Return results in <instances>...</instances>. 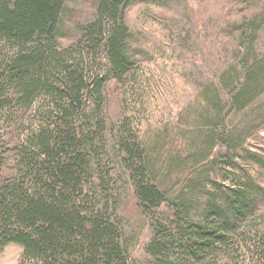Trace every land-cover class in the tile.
I'll use <instances>...</instances> for the list:
<instances>
[{
  "label": "trees",
  "instance_id": "1",
  "mask_svg": "<svg viewBox=\"0 0 264 264\" xmlns=\"http://www.w3.org/2000/svg\"><path fill=\"white\" fill-rule=\"evenodd\" d=\"M96 1L94 19L78 28L76 44L60 48L67 0H0V122L28 114L31 123L14 149V175L0 181V252L18 245L20 264H134L111 198L102 196L105 189L99 192L105 185L103 174L97 176L98 184L93 182V166L106 150L104 86L109 78L123 83L132 69L124 13L137 0ZM254 36L242 44L247 48L240 69L221 80L226 86L237 80L226 100L235 115L264 92V54L257 52ZM100 51L106 61L103 74L96 68ZM209 86L213 104L224 108L216 86ZM214 111L210 121L216 125L225 116L223 110ZM239 124L245 126L231 122L220 135L213 133L203 152L190 155L187 146L186 157L178 153L180 158L170 159L162 175L144 141L119 131L134 198L152 222L146 247L152 264L202 262L226 246L237 226L246 222L254 204L249 186L230 185L217 199L204 194L215 172L222 174L219 160L229 164L236 178L248 179L235 156L246 146L245 133L251 135L254 128L251 120ZM218 138L227 144L225 151L208 161L197 159L201 167L191 172L192 161L211 154ZM259 168L264 170V165ZM164 182L168 185L162 186ZM180 184L184 191L172 194L171 188ZM255 232L258 253L249 264H264V227Z\"/></svg>",
  "mask_w": 264,
  "mask_h": 264
},
{
  "label": "rangeland",
  "instance_id": "2",
  "mask_svg": "<svg viewBox=\"0 0 264 264\" xmlns=\"http://www.w3.org/2000/svg\"><path fill=\"white\" fill-rule=\"evenodd\" d=\"M96 4V0H67L60 22V48L76 44L80 37L78 28L93 21ZM124 19L130 35L132 69L123 83L109 78L104 86L106 150L100 155V164L94 162L93 182L98 184L97 176L103 174L105 185L99 192L106 190L102 196L111 198L118 213L119 219H114L122 227L127 256L134 264H152L146 247L153 234L151 220L142 214L134 198L133 182L118 144L119 131L144 141L150 156L157 159L162 175L171 166L170 159L180 158L178 153L186 157L183 153L187 146L190 155L203 152L209 149L213 133L220 135L231 122L244 127L239 123L251 120L254 131L251 135L245 133L246 146L235 156L248 179L236 178L229 164L219 160L216 165L222 174L215 172L216 177L209 179L212 184L204 192L208 198L217 199L230 185L236 184L238 189L249 186V200L254 201L250 214L217 254L187 264L251 263L258 253L253 244L256 228L264 227V170L259 168L264 165V92L245 112L235 115L226 100L237 80L230 86L221 80L227 72L240 69L247 48L242 44H247V36L255 34L257 52L264 54V0H137L127 7ZM96 57L97 70L106 73L103 53L100 51ZM210 84L216 86L224 108L213 104ZM214 110H223L225 116L216 125L210 121ZM27 116H8L0 122V181L15 173L14 149L31 127ZM183 139L186 146L182 145ZM226 148L227 144L218 138L211 154L192 161L191 172L201 167L200 159L211 160ZM181 174L186 175L185 171ZM165 185L167 182L162 186ZM185 188L180 184L171 188V193ZM162 210H167L166 205ZM21 261L22 249L16 244H9L0 252V264Z\"/></svg>",
  "mask_w": 264,
  "mask_h": 264
}]
</instances>
